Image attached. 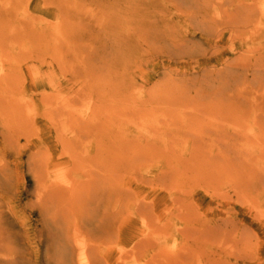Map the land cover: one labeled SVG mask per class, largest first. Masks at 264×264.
Returning <instances> with one entry per match:
<instances>
[{"label": "rangeland", "instance_id": "obj_1", "mask_svg": "<svg viewBox=\"0 0 264 264\" xmlns=\"http://www.w3.org/2000/svg\"><path fill=\"white\" fill-rule=\"evenodd\" d=\"M256 3L0 0V264H59L75 226L107 254L146 219L165 240L137 264H264ZM54 165L75 190L40 204Z\"/></svg>", "mask_w": 264, "mask_h": 264}, {"label": "bare ground", "instance_id": "obj_2", "mask_svg": "<svg viewBox=\"0 0 264 264\" xmlns=\"http://www.w3.org/2000/svg\"><path fill=\"white\" fill-rule=\"evenodd\" d=\"M7 1V0H6ZM32 1V0H31ZM253 4V3H252ZM6 5V4H5ZM31 5V4H30ZM255 6L258 8V10L264 15V4H259L256 3ZM259 6V7H258ZM253 11H255L253 9ZM100 12V11H99ZM101 13V12H100ZM186 15V14H185ZM228 22V21H227ZM53 35V34H52ZM64 40V39H62ZM3 47V46H2ZM258 50V49H257ZM26 52V50H25ZM176 52V51H174ZM258 52V51H257ZM225 55V54H224ZM245 56V55H244ZM262 57V56H261ZM83 59V58H82ZM81 59V60H82ZM4 60V59H3ZM84 62V61H83ZM249 62V61H248ZM247 63V62H246ZM83 64V63H82ZM2 65V63H1ZM231 65V64H230ZM250 66V65H249ZM256 66V65H255ZM255 68V67H254ZM2 69V67H1ZM3 73V72H2ZM7 76V74H6ZM260 76V75H259ZM1 77V76H0ZM4 77V76H3ZM8 78V76H7ZM91 78V77H90ZM97 78V77H96ZM226 79V77H224ZM262 78V77H261ZM89 79V78H88ZM7 80V79H6ZM81 80V79H80ZM100 84V83H99ZM7 85V84H6ZM260 85V84H259ZM27 87V86H26ZM25 87V88H26ZM59 86H54V89H58ZM156 88V87H154ZM28 89V88H27ZM33 90V89H32ZM140 90V89H138ZM155 90V89H153ZM75 92V91H74ZM264 92V91H263ZM59 95V94H57ZM56 95V96H57ZM1 96V95H0ZM55 96V95H54ZM79 98V97H78ZM2 99V98H1ZM169 99V97H168ZM115 100V99H114ZM54 101V99H53ZM57 101V99L55 100ZM85 101V100H84ZM133 101H136V100H133ZM58 102V101H57ZM72 102V97H69V96H62L60 98V103L61 105H64L65 107L67 108H70L72 106L71 104ZM90 101H88V107H87V110L85 111L84 113V116H89L90 115ZM170 102V101H169ZM18 103V102H17ZM143 103V102H142ZM15 104V103H14ZM13 106H16V104ZM57 104V103H55ZM76 104V103H75ZM125 104H127L125 102ZM176 104V103H174ZM183 104V103H182ZM19 105V104H18ZM98 105V104H97ZM128 105V104H127ZM12 106V105H11ZM20 106V105H19ZM55 106V105H54ZM57 106V105H56ZM96 106V105H95ZM172 106V105H170ZM5 107V106H4ZM99 108V106H97ZM20 108V107H19ZM129 108V107H128ZM57 109H58V106H57ZM127 109V108H126ZM199 109V107H198ZM232 109V108H231ZM16 110V109H15ZM19 111V109H17ZM65 110V109H63ZM122 110V108L120 109ZM143 110V109H142ZM32 111H34L32 109ZM103 111V110H102ZM102 111H99L98 112H102ZM126 111V110H124ZM145 111V110H144ZM21 112V110H20ZM70 112V111H69ZM104 112V111H103ZM172 112V111H171ZM264 112V111H263ZM65 113V111H64ZM70 114V113H68ZM125 114V112H124ZM127 114V113H126ZM136 114V113H135ZM153 114V113H152ZM24 114H22L23 116ZM27 115V114H26ZM101 115H103L104 117V114L101 113ZM156 115V114H155ZM171 115V113H170ZM120 116V115H119ZM209 116V115H208ZM150 117V116H149ZM24 118V117H23ZM80 118V117H79ZM156 118V117H155ZM210 118V117H209ZM208 118V119H209ZM26 119V118H25ZM58 119V117L56 118ZM85 119V118H84ZM134 119V118H133ZM27 120V119H26ZM68 120V119H67ZM197 120V119H196ZM216 120V119H215ZM214 120V121H215ZM28 121V120H27ZM32 121V120H31ZM55 121V120H54ZM79 121V120H78ZM106 121V119H105ZM111 121L108 119V122ZM126 121V120H125ZM132 121V120H131ZM176 121V120H175ZM212 121V120H211ZM221 121V120H220ZM30 122V121H29ZM69 122V121H68ZM74 122V121H73ZM107 122V125L110 123ZM130 122V121H129ZM182 122V121H181ZM213 122V121H212ZM5 123V122H4ZM8 123V122H7ZM21 123V122H19ZM33 123V122H32ZM55 123H57L55 121ZM131 123V122H130ZM159 123V122H158ZM168 123V122H167ZM180 123V122H179ZM177 123V124H179ZM215 123V122H214ZM217 123V122H216ZM224 123V122H223ZM75 124V122H74ZM6 125V124H5ZM7 126V125H6ZM22 126V125H20ZM28 126H29V123H28ZM79 126V125H78ZM81 126V125H80ZM169 126V125H168ZM16 128V127H15ZM36 128V127H35ZM142 130H147L148 129V125L146 122H144L141 126ZM7 129V128H6ZM11 129V128H10ZM33 129V128H32ZM198 129V128H197ZM9 130V129H8ZM7 130V131H8ZM19 130V129H18ZM34 130V129H33ZM37 130V129H36ZM84 130V129H83ZM245 130V129H244ZM35 131V130H34ZM38 131V130H37ZM16 132V131H15ZM216 132V131H215ZM236 132V131H235ZM86 133V132H84ZM97 133V132H96ZM194 133V132H193ZM197 133V131H196ZM94 134V133H93ZM102 134V133H100ZM235 134V133H234ZM246 135V133H244ZM82 135V134H81ZM126 136V135H125ZM220 136V135H219ZM231 137V136H230ZM247 137V136H246ZM79 138V137H78ZM125 138V137H124ZM256 138H259V137H256ZM255 141V139H254ZM259 141V140H258ZM257 141V142H258ZM78 142V141H77ZM83 141H81L82 143ZM201 142V141H200ZM240 142V141H239ZM259 142H262L259 141ZM258 142V143H259ZM61 143V142H60ZM264 143V142H262ZM235 144V143H234ZM62 145H63V142H62ZM83 145V144H82ZM200 145V144H199ZM198 145V146H199ZM236 145V144H235ZM259 145V144H258ZM264 145V144H263ZM237 146V145H236ZM227 147V146H226ZM223 148V147H222ZM225 148V147H224ZM236 149V148H235ZM238 149V147H237ZM264 149V148H263ZM196 150V149H195ZM197 152V151H196ZM199 152V151H198ZM240 152V151H239ZM204 153V152H203ZM206 153V152H205ZM116 154V153H115ZM196 154V153H195ZM172 156V154H170ZM210 155V154H209ZM218 156V155H216ZM117 157V156H116ZM142 157V156H141ZM195 157V156H194ZM59 159V158H58ZM192 159V158H191ZM198 158H196L197 160ZM147 160V159H146ZM141 161V160H140ZM239 161V160H238ZM60 162V161H59ZM139 162V161H138ZM130 163V162H129ZM202 164V163H201ZM135 165V164H133ZM205 165V164H204ZM210 165V164H209ZM234 165V163H233ZM124 167V166H123ZM200 167V166H199ZM213 167V165L211 166ZM217 167V166H216ZM197 168V166H196ZM209 168V167H208ZM194 170V169H193ZM214 170V169H213ZM74 171V170H73ZM84 171V170H83ZM189 172V170H187ZM219 171V170H218ZM71 168H69L67 165H54V166H50L48 167L47 169V172H46V175L44 177V179H48L50 182V185H46V186H43L42 189L41 187L39 188L40 191H39V195H38V201L40 204H43V200L46 196H48V194H53L57 191H64V192H68V191H72L74 189V178L72 179L71 177ZM209 172V171H208ZM216 172V171H215ZM219 173V172H217ZM228 173H229V170H228ZM237 174V173H236ZM221 175H223L221 173ZM246 175V174H245ZM232 176V175H231ZM251 176V175H250ZM94 177V176H93ZM243 177V176H241ZM37 180L39 182H41V178L39 175L36 176ZM251 178V177H250ZM91 179H89L90 181ZM93 182V181H92ZM91 182V183H92ZM44 184V183H43ZM191 184V183H189ZM219 185V184H218ZM214 189V188H213ZM75 190V189H74ZM216 190V189H215ZM214 191V190H212ZM227 194V193H226ZM225 196V194H223ZM229 195V194H228ZM230 196V195H229ZM225 197H223V200ZM231 198V197H230ZM232 199V198H231ZM157 201H158V197L156 195L154 196H151V197H142V199L140 200V203L141 204H149V205H157ZM232 202V200H230ZM225 203H228V202H225ZM226 205V204H225ZM167 206V205H165ZM228 207V206H227ZM167 208V207H166ZM217 208V207H216ZM165 210V209H163ZM161 210V211H163ZM170 208H169V212H170ZM238 211V210H237ZM243 211V209H242ZM138 212V211H137ZM166 212H168L167 210L163 213L166 214ZM161 212V214H163ZM243 213V212H242ZM70 214H72V212H70ZM160 214V213H159ZM167 215V214H166ZM260 215V214H259ZM231 216V215H230ZM262 216V215H261ZM264 216V215H263ZM262 216V217H263ZM229 217V215H228ZM243 219V218H242ZM162 220V219H161ZM234 221V220H233ZM230 222V220H229ZM123 226H126L123 224ZM140 226V225H139ZM233 226V224H232ZM234 226L236 227L237 225L234 224ZM140 229L139 231L141 233H137L138 232V226L136 225H131L130 227H128V230L125 234V236L127 237L126 239H124L125 241H127L128 243L126 245H122L121 247H119V249H116V248H113L111 250H109L107 252V254H96L94 253L95 250H94V247L92 245V241L85 235V233L83 231H81L79 229L78 226H75V229H74V232L72 234V236L70 237V239H67V247L65 246V254L60 258V262L59 264H137L138 261H137V249L139 248V245L144 243L145 241H148L149 239H154L156 241H162V240H165V235H163L162 233H156V232H152V227H151V224L149 222V220H144L142 221L141 223V226H140ZM229 230V229H228ZM237 230V228H236ZM235 230V231H236ZM243 231V230H242ZM230 232V231H229ZM257 232V231H256ZM235 233V232H234ZM258 233V232H257ZM264 240V239H263ZM1 241V240H0ZM234 251V250H233ZM93 252V253H92ZM96 254V255H95ZM192 262V261H191Z\"/></svg>", "mask_w": 264, "mask_h": 264}]
</instances>
